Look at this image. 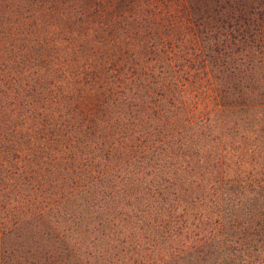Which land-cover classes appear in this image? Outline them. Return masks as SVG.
Segmentation results:
<instances>
[{
	"label": "trees",
	"instance_id": "trees-1",
	"mask_svg": "<svg viewBox=\"0 0 264 264\" xmlns=\"http://www.w3.org/2000/svg\"><path fill=\"white\" fill-rule=\"evenodd\" d=\"M132 16L105 19L132 41L113 54L93 0H0V264L92 255L70 250L87 219L110 262L264 264V28L180 36L199 49L164 65Z\"/></svg>",
	"mask_w": 264,
	"mask_h": 264
},
{
	"label": "rangeland",
	"instance_id": "rangeland-1",
	"mask_svg": "<svg viewBox=\"0 0 264 264\" xmlns=\"http://www.w3.org/2000/svg\"><path fill=\"white\" fill-rule=\"evenodd\" d=\"M120 3L125 5L123 12L120 11L116 13L114 11L115 7ZM208 3L212 4L211 9ZM221 3L225 5V9L222 16H219L215 13L217 11L216 7ZM255 3H260L261 7L264 6V0H247V8L250 10ZM14 4V2L9 1L7 6L13 7ZM238 7L239 0H93V37H102L104 39L113 38V40H111L112 45L110 46L112 49L111 53L113 54H118L121 49L124 53L130 51L132 48V41L129 40L131 39L129 30L123 28L109 30L106 27L107 20L105 19L111 20L112 16L113 18L118 17L119 19L122 17L114 15L124 13L125 18H122V20L127 21L133 18L132 15H134L137 19L143 21V26L145 27H142L139 32L141 35L145 36V38L151 34L161 35V39L155 40L157 42L156 45L145 44V48L150 47L162 53L166 58L164 65L167 63L175 64L177 53L180 52L183 54L184 52H188L191 55V53H194L193 51L199 49V45H194V43L188 45L178 44L176 40L180 36L196 39L198 36H201V32L209 34L212 30H218V32H222L221 34L233 33L238 35L245 33L247 36L251 31L257 30L261 33L262 31L260 28H264V21L260 18L255 20L254 17L251 18V20H241L237 12ZM251 10L253 9L251 8ZM10 17V14L5 17L7 20V22L4 23L5 28L11 25L10 20L12 19H10ZM220 18L221 20H218ZM223 20H225V22H223ZM158 22H160L161 26L156 27L159 29L152 26L153 24H158ZM8 29L10 30V28ZM1 35L3 34L0 29V36ZM126 39L129 40V42L126 43ZM117 41L119 43H117ZM194 42H196V40ZM103 46L106 48L105 42ZM255 55H258V59H263V55L258 53ZM141 59L143 63L148 62L143 58ZM239 64L244 66L250 65L245 64L243 60L240 61ZM219 65L220 67L229 66L224 61H221ZM257 65L263 67L264 60H258ZM249 67H251V65ZM87 182L92 183V179L89 178ZM87 182L85 181V184ZM84 224L85 226L81 224V227L74 229V242L77 246L70 247L71 249H69L73 250L76 247H83L86 243H93V248H88V250L93 251L92 255L87 254L86 256L84 255L85 257L83 258L75 259L73 256L71 257L66 254L68 250L63 248L61 249L62 252L56 253L54 251V253L47 255L46 260L51 264H123L122 258H120L119 261H113L112 258L110 262V258L106 256L111 250L110 246H115V242L112 243L113 239L111 243H108L109 240H107V237L114 232V228H107L106 225L104 229L103 226L102 228L99 227L98 235H106L104 238L99 239L98 236L94 237L93 228L96 227V224L90 219H87V222L84 221L83 225ZM104 251L106 254H104V258H102L98 254Z\"/></svg>",
	"mask_w": 264,
	"mask_h": 264
}]
</instances>
